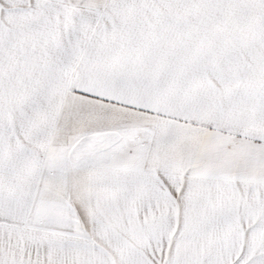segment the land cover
<instances>
[{"label": "snow or ice", "instance_id": "1", "mask_svg": "<svg viewBox=\"0 0 264 264\" xmlns=\"http://www.w3.org/2000/svg\"><path fill=\"white\" fill-rule=\"evenodd\" d=\"M0 264H264V0H0Z\"/></svg>", "mask_w": 264, "mask_h": 264}]
</instances>
